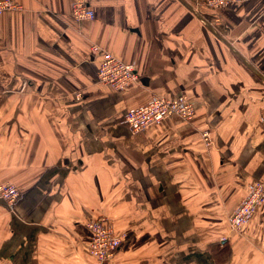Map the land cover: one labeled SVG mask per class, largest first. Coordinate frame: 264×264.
Listing matches in <instances>:
<instances>
[{
  "label": "crops",
  "instance_id": "1",
  "mask_svg": "<svg viewBox=\"0 0 264 264\" xmlns=\"http://www.w3.org/2000/svg\"><path fill=\"white\" fill-rule=\"evenodd\" d=\"M13 1L0 16V183L20 196L0 199V264H95L85 224L99 217L123 235L106 264H264V206L241 231L228 223L264 183V0L220 15L206 0H83L95 17L81 21L74 0ZM104 52L139 84H101ZM178 94L190 121L124 123Z\"/></svg>",
  "mask_w": 264,
  "mask_h": 264
},
{
  "label": "built area",
  "instance_id": "2",
  "mask_svg": "<svg viewBox=\"0 0 264 264\" xmlns=\"http://www.w3.org/2000/svg\"><path fill=\"white\" fill-rule=\"evenodd\" d=\"M241 1V0H234ZM228 0H209L208 6L224 7ZM21 6L13 0H0V16L5 12L18 11ZM71 13L75 20H93L94 12L83 0H74ZM96 51L95 48L92 50ZM97 80L114 91H126L139 84V75L134 64L119 57L104 52L98 66ZM80 94L76 95V99ZM193 102L185 94L175 96H152L148 102L136 108L129 109L124 116V123L133 134L143 132L153 125L170 118L178 117L190 121L193 118ZM204 141L209 136L202 134ZM20 196V190L12 183H0V199L13 203ZM264 206V183L255 181L247 187L246 193L232 211L228 223L232 231H241L253 214ZM90 233L88 253L95 264H106L119 249L123 235L118 233L106 218H94L85 224ZM225 240V238H222Z\"/></svg>",
  "mask_w": 264,
  "mask_h": 264
},
{
  "label": "rangeland",
  "instance_id": "3",
  "mask_svg": "<svg viewBox=\"0 0 264 264\" xmlns=\"http://www.w3.org/2000/svg\"><path fill=\"white\" fill-rule=\"evenodd\" d=\"M209 0H206L204 3H206L207 4V2H208ZM229 1V5L231 4L230 2H232V1H230V0H228ZM235 2H237V1H235ZM228 5V6H229ZM226 6V5H225ZM221 7V6H207V9H210V11L211 12H214V14H217V15H220V13L226 8V7ZM213 21H215V19H213ZM81 97V96H80ZM191 101H192V99H190ZM193 102V101H192ZM231 230V229H230Z\"/></svg>",
  "mask_w": 264,
  "mask_h": 264
}]
</instances>
